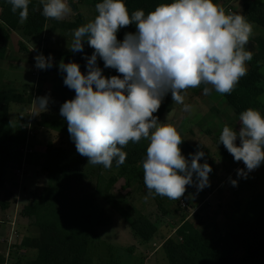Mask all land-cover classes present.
I'll return each instance as SVG.
<instances>
[{"label": "rangeland", "instance_id": "1", "mask_svg": "<svg viewBox=\"0 0 264 264\" xmlns=\"http://www.w3.org/2000/svg\"><path fill=\"white\" fill-rule=\"evenodd\" d=\"M66 3L73 9L72 12L60 21L45 18L38 32L36 27L27 28V21H19L17 28L10 30L5 56L0 59V92L13 89L25 97L24 103L11 105L9 120L0 123V227L11 223L15 228L13 241H9L6 235L0 241V255L5 258L4 264H38L37 250L25 246L23 242L25 238L38 235L31 220L23 215V209L44 187L31 193L29 202L17 212L19 181L17 184L13 179L8 181L5 175H8L9 168L5 170V167L15 169L17 178H27L29 169L25 165V158L29 155L33 160L38 154L43 156L45 147L51 153L39 157L41 164H38L45 187L50 176L47 170L55 167L59 159L66 163L69 170H77L85 175L80 183L71 184L65 196L70 201L82 198L87 201L93 195L92 211L95 212L94 207L99 208V214L94 215V225H99L95 230L100 239L89 246L93 264H169L164 243L176 238L179 226L186 221L193 223L207 239L215 242L233 234L234 240L231 237L232 241L230 238L221 241V249L228 258L237 262L244 255V250L235 237L241 234L244 227L248 229L264 200V163L248 172L243 162L235 161L219 141L224 125L239 130L240 113L214 89L205 94V85L182 93L183 104L173 102L169 93L159 121L176 127L188 145L196 152L205 153L199 162H207L212 168L209 186L199 190L194 173L193 184L187 186L179 200L148 192L143 182V162L125 169L117 164H112L110 169L88 164L87 157L76 151L67 122L60 115L62 104L75 98V95L64 91L66 73L45 72L36 67L35 58L48 50L59 51L64 58L72 54L91 57L94 52L86 41L82 52L70 51L74 30L69 25L75 21L77 12L86 23L92 21L98 15L96 3L94 0H66ZM215 3L228 12L244 15L253 25V34L246 45V49L253 53L252 60L247 62V73L251 63L258 61L260 78L256 84L263 92L253 109L264 114V0H215ZM2 12L3 4L0 1V17ZM96 63L102 74L108 77L111 68H106L99 57ZM207 87L211 88L210 85ZM45 96L48 97L46 111L35 100ZM184 105H189V110L186 111ZM145 142L149 144L148 140ZM236 143L239 144V139ZM19 155L23 157L21 162ZM239 170H243L246 176L238 174ZM233 180L237 181L235 186ZM63 202L68 203L65 199ZM140 217L156 227L149 241H143L133 234L132 225ZM159 244L162 248L156 250Z\"/></svg>", "mask_w": 264, "mask_h": 264}, {"label": "clouds", "instance_id": "2", "mask_svg": "<svg viewBox=\"0 0 264 264\" xmlns=\"http://www.w3.org/2000/svg\"><path fill=\"white\" fill-rule=\"evenodd\" d=\"M29 2L9 0L21 23L28 18ZM41 4L42 15L57 21L73 10L66 0H41ZM95 8L98 15L74 30L69 48L82 52L86 41L94 49L87 74L75 62L59 64L66 73L64 84L75 92L74 99L62 104L60 115L67 121L76 151L87 157L88 164L110 169L114 160L117 166L124 164L127 153L122 149L129 142L146 139L143 182L150 194L179 200L193 184L194 173L198 189L203 190L212 171L207 162H199L205 153L198 151L190 161L186 159L177 128L160 122L154 113L168 93L177 104L184 103L182 93L201 85L206 86L205 94L212 89L231 94L253 58L246 49L253 25L214 0H171L147 15L143 10L129 14L124 0H103ZM131 24L136 32L119 41L117 32ZM98 57L120 75L105 77L97 66ZM35 59L40 69L52 66L51 57L41 54ZM35 100L47 110L48 97ZM189 108L184 105L186 111ZM239 124L238 131L224 125L219 141L251 172L264 163V114L248 108L240 113ZM238 174L246 176L243 170Z\"/></svg>", "mask_w": 264, "mask_h": 264}, {"label": "trees", "instance_id": "3", "mask_svg": "<svg viewBox=\"0 0 264 264\" xmlns=\"http://www.w3.org/2000/svg\"><path fill=\"white\" fill-rule=\"evenodd\" d=\"M3 4V12L0 17V59L5 56L10 38V30H15L19 24V13H13L9 0H0ZM100 3L103 0H94ZM129 14L136 10H143L147 15L161 3H170L171 0H124ZM215 2V0H214ZM45 17L42 15L41 2L30 0L29 12L27 18V28L43 26ZM86 24L80 13H76V19L69 25V28H76ZM135 33V24L121 28L117 32V39L122 41L126 33ZM86 45L91 49L87 42ZM45 58L51 57L52 66L41 69L42 71L58 72L61 62L67 64L75 62L79 64L83 74H87V61L90 56L85 54H72L64 58L62 53L55 50H48L43 55ZM258 61L251 63L250 71L240 79L234 91L231 94H225L228 104L238 113L253 108L257 105V98L262 94L263 89L258 86L257 80L260 78ZM108 78L113 75H120L115 69L111 68L108 72ZM122 78V77H121ZM66 94L75 95L74 90L64 85ZM169 93L163 99L161 107L154 113L160 119L164 112V105ZM25 102L23 94L13 89H6L0 92V123L9 120V112L12 104H22ZM146 139L139 143H132L122 150L127 153L124 164L119 165L122 169L141 164L147 155ZM182 154L189 161L192 155L197 153L193 147L185 141L180 145ZM58 159L55 167L47 170L50 174L47 186L41 193L27 204L23 209V215L31 220L36 227L38 235L33 238H25L24 245L37 250L38 264H93L89 256V246L99 240L94 225V215L99 214V208L92 205L94 203L93 195H90L87 201L85 198L70 201L65 196V191L71 184L80 183L85 178L84 173L77 170H69L65 164ZM116 164V161H113ZM72 169V168H71ZM98 192V191H97ZM96 193V192H95ZM65 200L68 203L63 202ZM263 205L248 225L244 227L241 234L235 237L237 244L244 250V255L233 262L227 257L221 249V241H227L229 238L234 240V235H228L220 238L217 242L207 239L193 223L186 221L179 226L176 238L168 239L164 243V250L169 264H264V200ZM115 204V203H114ZM95 205V204H94ZM132 231L135 237L149 241L156 232V227L147 219L140 217L132 225ZM232 237V238H231ZM5 263L4 256L0 255V264Z\"/></svg>", "mask_w": 264, "mask_h": 264}, {"label": "crops", "instance_id": "4", "mask_svg": "<svg viewBox=\"0 0 264 264\" xmlns=\"http://www.w3.org/2000/svg\"><path fill=\"white\" fill-rule=\"evenodd\" d=\"M19 74H20V72L17 75H19ZM53 125H56V124H53ZM45 148H46V151H45L46 153L44 152V155L48 156L51 152L48 151L47 147H45ZM19 156L21 158V159H19L20 162H21V160L23 161V159H22L23 157L21 155H19ZM41 156H42L41 154H38V156L33 160H32V156H29V155L25 158V165L29 169V175L27 178L25 177L22 180L16 177L15 173L17 171H15V169L12 170V168H10V167H7V166L5 167V170H7L9 168L8 175L7 174L5 175L6 179H8V181H12V179H13V182H15L16 184L19 181V183H18L19 189L17 191L18 193L16 196V199L18 198L17 199V202H18L17 205L18 206L16 207L17 212L19 211L17 209L21 208L23 205H26L29 202V200L31 199V197H30L31 193H33L34 191H36L38 189L45 187V179L43 178V175L40 176V173H39L40 169L38 170V167H39L38 164H41V162H39V159H40L39 157H41ZM13 157H14V155H13ZM13 159L15 161V158H13ZM53 164L55 165V162ZM54 165H52V166H54ZM17 212H15V215L17 214ZM13 216H14V214H13ZM11 225H12L11 223L10 224L6 223V226H5L6 228L4 226L0 227V241L2 240V237H5V235L9 241H13V239L15 238V235H14L15 228H13ZM160 248H162L161 244L157 245V249L156 248L155 249L158 250ZM156 250H154V251H156Z\"/></svg>", "mask_w": 264, "mask_h": 264}, {"label": "built area", "instance_id": "5", "mask_svg": "<svg viewBox=\"0 0 264 264\" xmlns=\"http://www.w3.org/2000/svg\"><path fill=\"white\" fill-rule=\"evenodd\" d=\"M30 134H31V132H30ZM30 137V136H29Z\"/></svg>", "mask_w": 264, "mask_h": 264}]
</instances>
